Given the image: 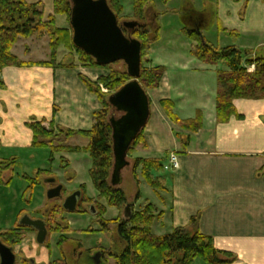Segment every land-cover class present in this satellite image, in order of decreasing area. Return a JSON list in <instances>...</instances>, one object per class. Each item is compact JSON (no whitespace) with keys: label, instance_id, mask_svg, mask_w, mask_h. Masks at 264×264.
<instances>
[{"label":"crops","instance_id":"crops-1","mask_svg":"<svg viewBox=\"0 0 264 264\" xmlns=\"http://www.w3.org/2000/svg\"><path fill=\"white\" fill-rule=\"evenodd\" d=\"M262 2L255 3L260 19L252 18L251 25L246 21L241 26L243 31L256 33L260 31L256 27H264ZM241 4H246L248 10L251 0ZM223 31L241 41L242 33L236 28L225 27ZM43 42L46 46L35 47L38 58L32 57L28 40H20L13 54L23 63L49 62V41ZM19 44H25L24 49L18 47ZM229 47L255 51L236 44L219 49ZM257 55L261 54L252 53V57ZM153 67L164 68L154 63ZM178 69L179 75L165 72L160 87L148 91L151 116L142 132L144 141L132 153L134 162L158 160L165 166L172 155H176L179 162L177 170L163 169V175L156 174L165 190L152 189L155 200L146 203L153 204L156 212L162 214L159 233L166 229L171 232L157 234L156 223L153 233L157 236L171 234L199 217L200 232L211 237L219 251L236 255L237 261L233 264H264V100H235L234 107L242 118L233 116L227 123H219L217 74L228 71L227 65L211 66L191 60L179 63ZM96 71L82 66L5 68L0 75L5 85L0 89V147L31 148L34 136L27 125L34 121L54 122L55 126L70 131L91 130L94 116L102 107L80 76L94 82ZM164 100L173 102L174 112L182 121L196 119L200 113L201 130L193 133L174 124L161 105ZM8 159L0 158V161L9 162ZM12 170L13 167L11 173ZM136 175L137 180L133 165L130 180L134 181L136 189H131L128 195L124 191L128 202L133 204L130 211L144 200L141 188L143 182L147 183L142 177V167ZM138 193L141 198L134 205L133 198L136 199ZM22 249L25 252L28 247Z\"/></svg>","mask_w":264,"mask_h":264},{"label":"trees","instance_id":"trees-1","mask_svg":"<svg viewBox=\"0 0 264 264\" xmlns=\"http://www.w3.org/2000/svg\"><path fill=\"white\" fill-rule=\"evenodd\" d=\"M232 1L239 2L240 0ZM108 3L117 17L124 13L121 0H108ZM53 5L54 14L49 15L46 19L44 5L41 2L28 4L25 0H0V74L8 67L74 68L77 62L84 68L106 69L109 67L98 66L91 56L74 45L73 30L70 26L72 9L70 0H53ZM150 8L151 0H134V19L145 25V16ZM59 15L66 17L69 28L57 26L56 16ZM198 19H201L200 16L192 17L188 20L189 24L187 23V34L197 43L194 49L195 58L207 65L217 66L220 63H225L228 67V71H220L217 74V120L219 123H227L233 116L241 119L242 117L237 114L233 104L235 100H264V56L252 57L250 53L235 47L215 48L208 44L201 35L200 29L203 24L198 22ZM192 20H194L195 26H192ZM126 31L124 30V33L127 35ZM46 35L49 37L51 51L49 62L23 63L13 54V49L19 40L29 39L33 36L42 38ZM132 36L142 44V69L139 82L146 92L155 90L160 87L165 75V69L153 67L152 59L149 57L150 50L158 41V33L154 38L150 37V31L145 25V28L134 30ZM62 51H68L69 54L76 56L77 62L74 60L68 65L58 63V56ZM251 66L255 67L253 72L248 71ZM80 80L89 92L97 97L102 107L94 116L93 128L89 131H70L55 126L54 122L34 121L27 125L33 132V147L49 148L52 155L60 152L73 153L82 149L63 147L59 137L56 141L62 147L55 146L54 137L64 135L66 141L75 136L88 139L89 144L83 150L92 160L90 177L99 193V200L105 199L108 207H115L121 211L130 203L122 188H114L109 183L114 163L112 128L109 123L112 110L108 102L110 96L106 97L101 92L98 82H93L84 76H80ZM131 80L128 74L112 73L110 76L101 78L100 82L110 92H116ZM4 88L5 85L0 78V89ZM161 105L169 119L183 130L193 133L201 130L203 118L200 113L196 119L182 121L174 112L173 102L164 100ZM143 141L142 133L133 143L129 155ZM12 162V167H14L16 160L13 159ZM140 167H142L143 179L153 190H165L160 178L156 175L164 168L161 161L136 160L134 162L136 180V171ZM28 180L31 183L32 178H28ZM140 198L141 195L138 193L136 201H139ZM106 212L107 209L104 208L102 215L105 216ZM156 220V208L153 204L148 203L139 212L132 210L127 219L108 221L116 229L113 252L110 254L115 259V264H193L198 258L206 264H233L237 261L236 255L219 251L214 245V240L200 232L199 217L193 218L189 226L177 228L171 234L164 236L154 235L152 228ZM108 223H103L104 231L107 230ZM23 228L19 225L16 229L5 231L0 235V241L8 247L14 248L21 243L22 236L20 234ZM30 263L23 262V264Z\"/></svg>","mask_w":264,"mask_h":264},{"label":"rangeland","instance_id":"rangeland-1","mask_svg":"<svg viewBox=\"0 0 264 264\" xmlns=\"http://www.w3.org/2000/svg\"><path fill=\"white\" fill-rule=\"evenodd\" d=\"M25 1L28 4L41 2L44 5L46 19L49 15L54 14L53 0ZM121 1L125 11L120 17H117L119 23L136 21L133 13L134 0ZM246 1L240 0L239 3H236L232 0H151V8L146 13L144 24L150 31V37L154 38L158 33L159 38L150 50V59L155 65L163 66L165 72L173 76L179 75V63L186 64L191 60L197 61L194 56L197 43L187 34L188 20L197 16L201 18L198 19V22L203 24H200L202 25L201 35L208 44L215 48L233 44L239 47L248 46L255 51L244 52L250 53V55L253 53L264 56V47H261V44H264V27L260 25L256 27V30H260L256 33L245 32L241 27L248 20L251 25L252 18L255 16L260 19L258 15L260 13L256 9L258 4L255 3L261 0H251L248 10L246 4H241ZM191 23L192 26H195L194 20ZM56 24L60 28H69L65 16H56ZM225 27L239 30L242 33L241 41L235 39L234 36L226 35L223 31ZM126 32V36L134 38L133 31L127 30ZM33 37L35 38L32 41L29 40L32 37L21 40H28L27 45L33 51L32 57L38 58V55H35V47L45 45L43 40L47 42L49 37L47 35L42 37L43 39L38 36ZM23 45L25 44H19L18 47L24 49ZM62 58L64 59L62 60ZM76 58L68 51H62L58 56V62L68 65L74 60L76 61ZM78 64L77 62L76 66H81ZM220 67L224 68L225 66L221 65ZM112 73L128 74L127 67L123 62H118L106 69L97 68V78L94 82H98L99 89L106 97L117 91L110 92L100 82V79L110 76ZM112 111L113 109L111 113ZM57 138L62 140L63 147H79L82 150L52 155L49 148L0 147V158H9V162L0 161V231L2 232L0 235L5 231L16 229L20 225V220L27 215L34 220L44 221L48 229V236L45 244L39 245L36 241L37 232L32 228L24 227L20 234L22 236L21 243L13 248L17 256V264H23L24 261L26 263L33 262L32 264H96L94 258L98 253L101 254L99 264H115V259L110 254L113 252L116 229L108 221L127 219L124 209L119 211L115 207H108L105 199L99 200V193L90 177L92 160L83 150L88 146V139L75 136L66 141L64 135H60L54 137L55 146L60 145L56 141ZM11 157L17 158L12 173ZM128 161L131 166L124 171L126 178L122 185L127 195L131 189H136L134 181L130 180L134 165L132 154L128 155ZM10 164L11 166H9ZM160 174L164 173L160 172ZM28 178H32L31 183ZM48 179H55L56 183L48 184L46 183ZM59 185L63 186L62 197L49 200L47 198L48 191ZM141 190L144 193V200L140 202V205L133 207L134 212L141 211L147 205V201L154 202V197H156L152 188L145 182H143ZM77 191L82 193V197L77 210L70 213L64 209L63 205L65 200ZM134 198L135 205L137 201ZM92 207L95 213H92ZM104 208L107 209L105 216L102 215ZM157 214L156 212L157 220L154 223V225L157 223L158 227L155 229L156 233L163 235L171 232V229H166L159 233L162 214ZM159 215H161L160 218ZM103 223L109 224L106 231H104ZM23 246L28 247L25 252L22 249ZM193 264L206 263L198 258Z\"/></svg>","mask_w":264,"mask_h":264},{"label":"water","instance_id":"water-1","mask_svg":"<svg viewBox=\"0 0 264 264\" xmlns=\"http://www.w3.org/2000/svg\"><path fill=\"white\" fill-rule=\"evenodd\" d=\"M70 26L73 30V43L91 56L100 67H107L123 62L127 73L132 79L119 91L108 98L113 111L109 117L112 128V142L114 163L109 183L114 188H121L124 182V171L131 166L128 161L129 151L133 143L147 127L151 116L150 99L141 86L142 44L137 39L126 36L124 30L134 31L145 28L138 21L120 24L117 16L111 10L107 0H70ZM48 184H55V179L46 180ZM63 186L52 188L47 193L49 200L62 197ZM82 193L75 192L64 202V209L70 213L77 210ZM127 205L125 217L131 215ZM95 213L94 208H91ZM23 227L32 228L37 232L36 241L39 245L46 242L48 229L44 221L34 220L24 216L20 220ZM98 253L94 261L100 262ZM0 264H17V256L13 248L0 241Z\"/></svg>","mask_w":264,"mask_h":264},{"label":"built area","instance_id":"built-area-1","mask_svg":"<svg viewBox=\"0 0 264 264\" xmlns=\"http://www.w3.org/2000/svg\"><path fill=\"white\" fill-rule=\"evenodd\" d=\"M255 70L254 66H251L248 68L249 72H253ZM179 168V162L176 157V155H172L169 159V162L167 165L164 166L165 171H175Z\"/></svg>","mask_w":264,"mask_h":264}]
</instances>
